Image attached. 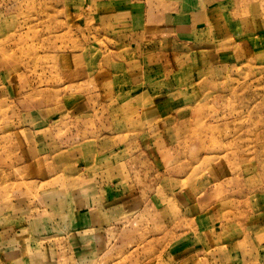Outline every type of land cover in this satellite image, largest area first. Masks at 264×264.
Here are the masks:
<instances>
[{
  "label": "rangeland",
  "instance_id": "1",
  "mask_svg": "<svg viewBox=\"0 0 264 264\" xmlns=\"http://www.w3.org/2000/svg\"><path fill=\"white\" fill-rule=\"evenodd\" d=\"M0 264H264V0H0Z\"/></svg>",
  "mask_w": 264,
  "mask_h": 264
},
{
  "label": "crops",
  "instance_id": "2",
  "mask_svg": "<svg viewBox=\"0 0 264 264\" xmlns=\"http://www.w3.org/2000/svg\"><path fill=\"white\" fill-rule=\"evenodd\" d=\"M193 17H194V20H193L194 24H197V20L195 18L197 17V15H193ZM114 22L119 23L118 26H114L113 25ZM110 23L112 24L113 27L116 28L115 31L118 32V34L121 37L122 36L125 37L126 40L129 39V41L131 40V43L134 46L132 47L134 49L133 52H136V54L138 55L141 53V56L145 54L146 47L150 45V40L149 38L145 36L144 32H142V28L139 27L138 21L136 18H134V16L120 12L119 14H115L112 16ZM228 32H230V29ZM194 43H198V42H193L192 44ZM134 61H140V60L137 59ZM156 64L158 65L160 73H157L159 71L158 70L154 75L158 74V76L160 75V76H163L164 78L168 76H174V73H175L174 69H172L171 72L169 71L171 70L169 69V66H170L169 62H165L164 64L163 62H161V60H159V62H157ZM152 70L155 72V69H151L150 71L152 72ZM142 95H143V91H138L136 93H133L131 98H133L134 100L132 101L131 99L129 103L124 105V114H125L124 124L125 126L124 125L123 126L125 127L126 131L130 132V134H133L136 136L138 135L143 140L146 141L149 147V154L151 158L153 156L158 157L161 155H165L166 152L168 153L171 148V145L169 142L170 137H168V134L166 131L168 129V126H171V123L170 121L166 123V120H165L166 117H164V119L163 117L161 119H158V118L163 113L168 116V114H172L176 112V110L174 111L173 109L171 111H168V110L165 111L162 109L164 106L159 108V106L155 102H153L154 105L148 104V106L139 107L138 105L140 104L137 103V100L138 98L142 97ZM162 120H165V122H162ZM161 122L163 124H159ZM133 203L134 201H132L131 203H128L129 205L126 204V207L127 206L131 207ZM213 212L215 214L213 216L214 218L213 220L216 224L221 215V212L219 213H217L216 211H213ZM131 213L134 214L136 212L132 211ZM207 232H208L207 237L209 241L215 237H220V239H224L226 237V236L225 237L222 236L224 232L220 228L217 230L215 226L208 229ZM204 235H205V232H204Z\"/></svg>",
  "mask_w": 264,
  "mask_h": 264
}]
</instances>
